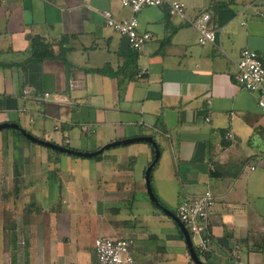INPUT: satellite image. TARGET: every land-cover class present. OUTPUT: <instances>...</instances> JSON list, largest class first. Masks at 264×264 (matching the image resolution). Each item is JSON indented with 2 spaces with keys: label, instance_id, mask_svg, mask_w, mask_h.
Here are the masks:
<instances>
[{
  "label": "crops",
  "instance_id": "1",
  "mask_svg": "<svg viewBox=\"0 0 264 264\" xmlns=\"http://www.w3.org/2000/svg\"><path fill=\"white\" fill-rule=\"evenodd\" d=\"M178 1L185 6V18L157 6L136 14L139 28L152 37L142 50L134 51L125 37L105 24L101 14L109 9L114 17H128L130 10L119 0H1L0 123H15L35 137L86 152L115 140L152 136L160 154L150 182L165 207L174 203L177 207L183 197L205 190L216 197L209 214V251L198 256L200 260L205 264H264V112L255 94L234 79L243 48L257 51L264 65V0H234L228 10L219 12L212 4L228 0L192 2V7L186 0ZM205 12L210 14L208 27L215 31L214 43H199V32L192 24ZM3 129L0 202L7 203L11 196L17 205L20 201L26 204L28 197L43 189L46 193V184L42 188L38 181L21 182L19 172L27 157L32 167L29 172L35 175L37 171L45 174L41 169L44 156L50 171L58 169L62 159L87 166V181L104 184L103 172L113 171V188L96 194L95 238H131V251L140 254L135 257L139 264H195L178 224L160 207L164 218L155 211L140 213L155 230L176 227L167 233L172 234L168 240L159 232L150 233L149 242L156 243L160 253L155 255L157 260L142 251V241L132 234L135 225L131 233L121 228L124 221L116 218L120 207L111 208L113 220L105 218L106 208L101 207L104 197L116 202L132 200L128 172L118 166L124 161L129 166L136 163L144 179L152 161V144L132 142L87 157L91 160H72L70 154L54 149V153L40 148L31 151L20 138L24 136L13 128ZM227 131L232 132V139L225 138ZM49 173L44 181L48 186ZM85 194L89 204L95 202L89 190ZM8 218L9 210L1 209L0 264H35L36 255L22 246L9 254ZM62 219L65 222L47 225L44 238L72 246L68 234L61 232L69 222ZM16 229V243L22 245L23 224L18 222ZM91 246L88 254L77 244L55 258L50 247L49 257L43 256L39 264H57V259L62 264H95ZM177 253L185 260L174 259ZM14 254L21 256L14 259Z\"/></svg>",
  "mask_w": 264,
  "mask_h": 264
},
{
  "label": "rangeland",
  "instance_id": "2",
  "mask_svg": "<svg viewBox=\"0 0 264 264\" xmlns=\"http://www.w3.org/2000/svg\"><path fill=\"white\" fill-rule=\"evenodd\" d=\"M120 1V0H119ZM211 0H186L187 4L189 7H192L191 5L192 2L195 3H208ZM224 2V1H223ZM121 4V3H120ZM122 6V5H121ZM123 7V6H122ZM127 8V7H125ZM146 8V7H144ZM143 8V9H144ZM147 8H154L148 6ZM128 9V8H127ZM134 50V49H132ZM136 51V50H134ZM5 129L0 130V136L1 133H4ZM21 140H24L28 146L32 148H40L42 150L48 151L50 153H54L51 148L48 149L47 147L39 146L36 145L35 143L28 141L27 139H24L23 137H20ZM3 139L0 137V142H2ZM1 144V143H0ZM9 149H12L11 146H9ZM18 147V145L16 146ZM16 147H14V151L16 153ZM24 147V146H23ZM25 148V147H24ZM33 151V149L31 150ZM17 154V153H16ZM59 154V153H58ZM38 155V154H37ZM44 155V154H43ZM63 158L67 155L61 154ZM16 157V156H15ZM69 158L72 160H91L88 159L87 157H77L75 155H69ZM94 158V157H92ZM45 156H44V161L37 158V161L39 162L41 160L42 166L41 169L45 170V174L50 172L48 174L49 178V186L47 182L45 183V174L42 173L41 171H37V175L34 173L29 172L31 167V163L29 161V157L26 158L23 166V172H19L21 174V182L23 180L35 183L39 182L41 187L47 185V190H49V193L46 190V193L44 192V189L41 193H38L37 195L35 194L33 198L28 197L27 200H25L26 204L20 201V203L17 205V202L13 200V198L10 196L8 198V202L6 201L0 202V211L1 209L5 208L9 210V218H8V224L10 229H6V240L8 241V244L10 246V252L9 254L11 255L12 253H15L17 249L22 246V248L29 249L30 251L32 250L31 254L36 255L35 259V264L41 263V259L43 256L47 255L49 257L50 250L49 248L51 247L52 249V255L53 257L59 256V253H62L65 251V249L72 248L73 246H79L82 245V247H85L86 253L88 254L90 251H92V246L94 249V238L96 235L97 231V225H96V216L98 214V204L96 203V199H98V195H96L98 192L102 193V191L106 192L108 190H111L113 188L112 185V180L113 178V171L108 172H103V178L107 180L104 184H102L100 181H87L86 177L88 175L89 168L87 166H82L80 165H75V164H68L62 159L60 162H62L61 166L58 169L54 170H49V160L47 159L45 161ZM2 160V157L0 156V161ZM36 162V164L38 163ZM40 163V162H39ZM37 164V166L39 165ZM129 162L124 161L118 168L124 169L128 172V177H127V183H128V190H129V200L132 199L131 201L128 202H122L119 201L116 202L114 201L115 199H106L104 197L103 203H101V207L106 208V213H105V218L107 220H113L114 218H110V210L113 207H120V212L116 215V218H118V221H124L122 225V229L128 230L126 233H131L132 232V226H136L133 228L135 236H137V240L140 239L142 241L140 244H142L143 248L142 251L144 253H148V256H154L152 258L153 260L155 258V255L158 253L156 252L157 245L156 243L149 242V235L151 232H159L161 234L162 239H171L172 234H167L172 232L176 228L174 225H171V227L164 226L162 229L158 226V229L155 230V225H151V223L147 220H144V218L140 215L141 212H150V211H155L159 213L161 216L163 213H161V210L154 205V203L150 200L147 192H146V186L145 182L142 176L141 172V167L140 165H136V163H132V166H129ZM68 165V166H67ZM39 168V166H38ZM47 170V171H46ZM119 171V169H118ZM90 172V171H89ZM152 171V176H153ZM94 173V171L92 172ZM90 174V173H89ZM97 174V173H96ZM98 174L101 175L102 172L98 171ZM92 175V174H91ZM116 176V172H115ZM74 178V182H69ZM117 179V177H115ZM152 183V182H151ZM28 184V183H26ZM97 184L103 186L97 187ZM69 187L70 191L69 192ZM28 189V187H25ZM153 189V185H152ZM89 190V193L91 195L92 201L94 200L95 202H91V204L88 203V197L85 194V192ZM61 191V194H60ZM94 191V192H93ZM98 193V194H99ZM63 196V199H61L60 195ZM95 194V195H93ZM27 198V196H26ZM116 198V197H114ZM32 200V201H31ZM31 201V202H30ZM161 201V200H160ZM162 202V201H161ZM163 203V202H162ZM164 204V203H163ZM38 205L42 206V209ZM165 205V204H164ZM23 206V207H22ZM166 206L170 207L169 210H176L175 203L174 204H166ZM177 206V205H176ZM43 210V211H41ZM60 211H65L63 215H57ZM8 213V212H7ZM63 217L67 218V223L69 222L68 229L65 227H61V232H64V234L71 239V245L72 246H61L62 242L58 240H54V243L52 241H48V238H44V233H47L45 228L48 227L50 223H59L63 222L64 220L62 219ZM23 219V220H22ZM165 220H168L167 217H165ZM20 222V225L23 224V240L25 244L23 243L22 245H17L16 243V237L17 236V229L16 225L17 223ZM65 222V221H64ZM60 224V223H59ZM130 225V226H129ZM169 235V236H168ZM56 236H59L58 231H56ZM141 236H143L144 240H142ZM0 240H1V235H0ZM78 241V243L76 242ZM46 243V246H42L43 243ZM58 242V243H55ZM138 243H135L137 245ZM133 245V244H132ZM172 246V245H170ZM156 247V249H155ZM45 248H47V251L45 252ZM69 252V251H68ZM71 252V251H70ZM156 252V253H155ZM133 256L135 257H140V254H137L136 252H133ZM160 254V253H159ZM81 257L85 258L88 260V257L85 253H82L80 251ZM20 257L21 254H14V259L16 257ZM89 256V255H88ZM38 257V258H37ZM41 257V258H40ZM40 259V261H39ZM174 259L176 260H181L184 259L185 257L181 254H175ZM136 260V259H135ZM57 264H62V261L60 259H57ZM137 262V261H136ZM93 264V263H92ZM137 264H139L137 262ZM165 264H169V262H165Z\"/></svg>",
  "mask_w": 264,
  "mask_h": 264
},
{
  "label": "built area",
  "instance_id": "3",
  "mask_svg": "<svg viewBox=\"0 0 264 264\" xmlns=\"http://www.w3.org/2000/svg\"><path fill=\"white\" fill-rule=\"evenodd\" d=\"M120 3L130 10L131 14L128 17H114L109 9L102 10L101 14L105 24L125 37L129 47L136 51L142 50L152 37L150 32L139 28L136 14L144 7H161L170 15L185 18V6L178 0H120ZM209 20L210 14L205 12L192 22L199 32L198 41L201 44L215 41V31L208 27ZM235 66V82L255 94L257 105L264 112V65L260 54L255 50L243 48ZM224 136L228 139L233 138L230 131H227ZM250 168L253 169V166ZM215 204L214 194L210 190H205L200 194L183 197L174 212L186 227L198 256L205 255L209 251L211 243L209 214ZM132 244L133 240L128 237L113 238L107 235L96 237L94 239L95 264H137L132 255Z\"/></svg>",
  "mask_w": 264,
  "mask_h": 264
},
{
  "label": "water",
  "instance_id": "4",
  "mask_svg": "<svg viewBox=\"0 0 264 264\" xmlns=\"http://www.w3.org/2000/svg\"><path fill=\"white\" fill-rule=\"evenodd\" d=\"M13 128V129H19L20 132L30 141L46 146L48 148L54 149L56 151L62 152V153H66V154H70V155H75V156H83V157H92L95 156L101 152H103V150L117 146V145H124V144H128V143H132V142H138V141H146L149 142L153 145L154 148V157L152 159V161L150 162V164L147 166L146 170H145V176H144V180H145V186H146V191L150 197V199L161 208L162 211H164V213L170 217L172 220H174L181 232L182 235L185 239V242L187 244V248L190 254V258L193 260V262L195 264H205L203 261L200 260V258L198 257L192 242L190 240V236L188 234V231L186 229V227L184 226V224L178 219V217L176 216V214L169 210L167 207H164L162 205H160V203L158 202L153 190H152V186H151V182H150V172L152 167L156 164V162L158 161L159 158V148L158 145L156 144V142L154 141L152 136H137V137H131V138H126V139H122V140H115L112 142H109L107 144H105L104 146L98 148L95 151H81V150H77L68 146H63V145H59L57 143H53L38 137L33 136L32 134H30L29 132H27L26 130L19 128L17 124L15 123H0V130L3 128Z\"/></svg>",
  "mask_w": 264,
  "mask_h": 264
},
{
  "label": "trees",
  "instance_id": "5",
  "mask_svg": "<svg viewBox=\"0 0 264 264\" xmlns=\"http://www.w3.org/2000/svg\"><path fill=\"white\" fill-rule=\"evenodd\" d=\"M233 1L234 0H228V1H226V2H215V3H213L212 4V7L214 8V10L216 11V12H219V10H228L227 8H228V6L230 5V4H232L233 3ZM227 18V17H226ZM37 56V55H36ZM20 128V127H19ZM15 132H17L18 134H20V135H22V136H24L21 132H20V130L19 129H15ZM25 137V136H24ZM26 138V137H25ZM27 139V138H26ZM150 145H151V143H150ZM159 147V146H158ZM97 156H99V155H97ZM153 157H154V150H153V153H152V159H153ZM156 196V195H155ZM156 198H157V196H156ZM157 200H158V202L160 203V205H162V206H164L165 207V205L157 198ZM156 207H158L159 208V206H156ZM20 243H21V241H20ZM24 243V242H23ZM23 243H21V244H23Z\"/></svg>",
  "mask_w": 264,
  "mask_h": 264
}]
</instances>
